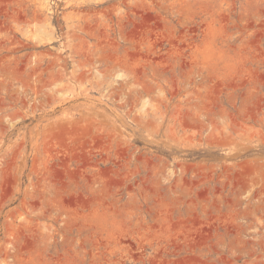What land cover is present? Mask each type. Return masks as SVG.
<instances>
[{
  "label": "rangeland",
  "instance_id": "obj_1",
  "mask_svg": "<svg viewBox=\"0 0 264 264\" xmlns=\"http://www.w3.org/2000/svg\"><path fill=\"white\" fill-rule=\"evenodd\" d=\"M0 264H264V0H0Z\"/></svg>",
  "mask_w": 264,
  "mask_h": 264
}]
</instances>
